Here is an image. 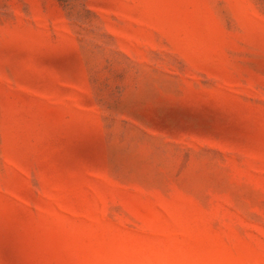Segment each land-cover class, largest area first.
Listing matches in <instances>:
<instances>
[{
	"label": "rangeland",
	"instance_id": "1",
	"mask_svg": "<svg viewBox=\"0 0 264 264\" xmlns=\"http://www.w3.org/2000/svg\"><path fill=\"white\" fill-rule=\"evenodd\" d=\"M0 264H264V0H0Z\"/></svg>",
	"mask_w": 264,
	"mask_h": 264
}]
</instances>
